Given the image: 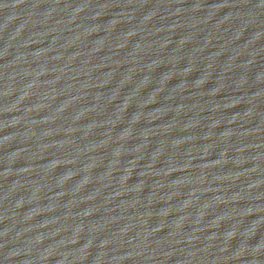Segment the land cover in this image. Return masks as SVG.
<instances>
[{
	"label": "water",
	"instance_id": "water-1",
	"mask_svg": "<svg viewBox=\"0 0 264 264\" xmlns=\"http://www.w3.org/2000/svg\"><path fill=\"white\" fill-rule=\"evenodd\" d=\"M0 264H264V0H0Z\"/></svg>",
	"mask_w": 264,
	"mask_h": 264
}]
</instances>
